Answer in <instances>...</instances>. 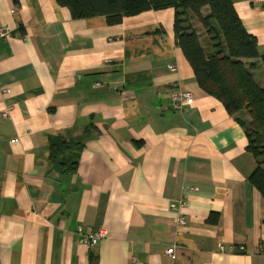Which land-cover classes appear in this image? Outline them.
<instances>
[{"label":"crops","instance_id":"1","mask_svg":"<svg viewBox=\"0 0 264 264\" xmlns=\"http://www.w3.org/2000/svg\"><path fill=\"white\" fill-rule=\"evenodd\" d=\"M231 1L264 56V0ZM175 16L110 25L56 0H0V26L15 30L0 43V264H264L256 160L199 86ZM243 62L264 88L261 60ZM179 90L194 97L184 112ZM56 135L82 145L75 173L48 175ZM79 228L107 237L80 246Z\"/></svg>","mask_w":264,"mask_h":264},{"label":"trees","instance_id":"2","mask_svg":"<svg viewBox=\"0 0 264 264\" xmlns=\"http://www.w3.org/2000/svg\"><path fill=\"white\" fill-rule=\"evenodd\" d=\"M69 9L75 19L102 16L110 25L126 17L150 10L173 8L175 42L191 65L201 89L219 100L226 111L244 129L247 151L256 160L250 183L264 199V88L253 77L256 64L244 60H261L256 37L250 35L231 0H56ZM207 14L203 15V10ZM194 16L205 31L209 48L191 24ZM245 112L247 119L238 117ZM80 143L61 135L49 138L51 169L48 173L72 174L78 168Z\"/></svg>","mask_w":264,"mask_h":264},{"label":"built area","instance_id":"3","mask_svg":"<svg viewBox=\"0 0 264 264\" xmlns=\"http://www.w3.org/2000/svg\"><path fill=\"white\" fill-rule=\"evenodd\" d=\"M14 33H15V30L11 28L10 26H0V43L11 39ZM193 103H194V97L190 92L179 90V91H174L171 94V106L174 111L184 112L189 107H191ZM4 117H7V114H4ZM189 191L195 192L197 191V189L190 188ZM184 208H186L185 200H181L177 204L171 205V209L173 211H176L178 214L177 223L180 226H186V223H187L185 217L182 215V211ZM78 234H79L78 244L80 246H85V247L96 246L107 237V233L105 230H98V231H95L89 234H85L79 228ZM221 251L224 252L225 248L221 247ZM239 251H241V249L239 248L238 249L235 247L229 248V252L231 253H235ZM167 254L174 258V249L173 248L169 249L167 251Z\"/></svg>","mask_w":264,"mask_h":264},{"label":"rangeland","instance_id":"4","mask_svg":"<svg viewBox=\"0 0 264 264\" xmlns=\"http://www.w3.org/2000/svg\"><path fill=\"white\" fill-rule=\"evenodd\" d=\"M206 14H207V10L205 9V10H203V15H206ZM190 21H191V24L193 25V27L197 30L198 34L200 35V38L202 37V43H203V46L205 47V49L206 48L210 49L211 45H208V38L206 37L205 31L202 29V26L199 23V21L196 18H194L193 15L191 16ZM4 114H7V117H8L9 112L3 113V117H4ZM238 117L243 118V119H247V115L245 112L239 113Z\"/></svg>","mask_w":264,"mask_h":264}]
</instances>
